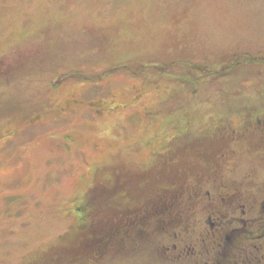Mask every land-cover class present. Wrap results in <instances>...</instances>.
Listing matches in <instances>:
<instances>
[{"label":"rangeland","instance_id":"rangeland-1","mask_svg":"<svg viewBox=\"0 0 264 264\" xmlns=\"http://www.w3.org/2000/svg\"><path fill=\"white\" fill-rule=\"evenodd\" d=\"M262 103L264 0H0V264H159L229 195L264 199L254 147L227 172L218 136ZM161 199L167 240L151 217L136 254L90 252Z\"/></svg>","mask_w":264,"mask_h":264},{"label":"flooded vegetation","instance_id":"flooded-vegetation-1","mask_svg":"<svg viewBox=\"0 0 264 264\" xmlns=\"http://www.w3.org/2000/svg\"><path fill=\"white\" fill-rule=\"evenodd\" d=\"M255 58L248 55V53H238L233 57V60H235L234 65L254 62ZM259 108L262 113L256 117H251L248 112L241 113L237 115L238 117H228L224 132L218 134V136L227 145V155H222V161L227 166V172L231 171L230 154L235 153L237 145H239V148L241 145L245 153L251 151L249 147H254L256 152L247 154L249 157L252 155L253 160L256 159L257 171L259 170L261 174V181L256 182V184L264 185L263 103ZM154 183V185H201L198 183L180 184L179 182L169 183L164 181H155ZM117 185H127V183L118 179ZM235 198L234 195L227 197V211L225 212L207 215L212 212L207 210L205 221L208 228L199 237L189 242L188 239L179 238L174 233L171 236L172 240H177L178 243L166 244L159 249L156 248V251H148L149 255L151 254L150 257L155 258V261H158L159 264H264V199L254 205H248L245 200L237 202ZM123 199L120 194H117L118 206ZM159 201V203H156L155 209L152 210L151 206L148 209L136 207V209L119 217L117 222L108 229L95 233L97 237L96 244L90 252L103 255L112 251L113 248V253L116 255L121 253L131 254V248L133 254H136V246L132 245L137 240L147 241L150 231L147 227L151 223V217L162 225L161 230L165 232L164 239L167 240L168 231L164 230V223L173 205L164 199ZM149 202H151V199ZM250 209L255 213L254 215L250 212ZM180 231L182 235L190 233L189 230ZM130 243H132V247H129L127 252L123 251L126 249L125 245ZM85 253L88 254L89 251L87 250Z\"/></svg>","mask_w":264,"mask_h":264}]
</instances>
